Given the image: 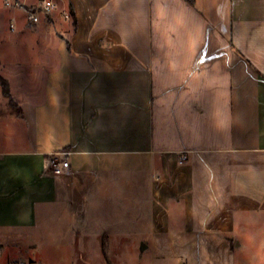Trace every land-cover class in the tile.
I'll return each mask as SVG.
<instances>
[{
  "label": "crops",
  "instance_id": "crops-1",
  "mask_svg": "<svg viewBox=\"0 0 264 264\" xmlns=\"http://www.w3.org/2000/svg\"><path fill=\"white\" fill-rule=\"evenodd\" d=\"M53 1L0 0V264H264V0Z\"/></svg>",
  "mask_w": 264,
  "mask_h": 264
},
{
  "label": "rangeland",
  "instance_id": "rangeland-1",
  "mask_svg": "<svg viewBox=\"0 0 264 264\" xmlns=\"http://www.w3.org/2000/svg\"><path fill=\"white\" fill-rule=\"evenodd\" d=\"M113 246V247H112ZM111 250V262L110 258L107 259L104 264H161L156 260H153L148 252H143L137 244H134L129 240L114 241V244H110ZM106 249V248H104ZM69 251L65 248L55 249L51 253L43 256V261L47 264H91L88 261H82L81 258L71 259L68 256ZM38 257V256H37Z\"/></svg>",
  "mask_w": 264,
  "mask_h": 264
},
{
  "label": "built area",
  "instance_id": "built-area-1",
  "mask_svg": "<svg viewBox=\"0 0 264 264\" xmlns=\"http://www.w3.org/2000/svg\"><path fill=\"white\" fill-rule=\"evenodd\" d=\"M4 6L7 8H17L24 11L25 18L30 25H35L40 21L41 15H49L54 10H56V4L53 0H37L36 4L34 5H26L24 2L20 0H4ZM64 18H69L70 15L68 12L61 14ZM10 29H14L13 20L10 23ZM64 153H56L53 154L52 158L50 159V168L54 175L60 176L64 174L68 168L69 164L68 161L63 157ZM185 154H181L179 156V163L185 161ZM10 264H39V263H31V262H24V261H13Z\"/></svg>",
  "mask_w": 264,
  "mask_h": 264
},
{
  "label": "trees",
  "instance_id": "trees-1",
  "mask_svg": "<svg viewBox=\"0 0 264 264\" xmlns=\"http://www.w3.org/2000/svg\"><path fill=\"white\" fill-rule=\"evenodd\" d=\"M1 84H2V87H3V92L5 95H8V89H7V86H6V83L1 81Z\"/></svg>",
  "mask_w": 264,
  "mask_h": 264
}]
</instances>
